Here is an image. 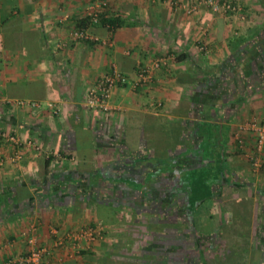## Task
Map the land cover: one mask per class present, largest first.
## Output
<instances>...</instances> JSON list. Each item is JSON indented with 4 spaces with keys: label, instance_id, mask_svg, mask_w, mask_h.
Returning <instances> with one entry per match:
<instances>
[{
    "label": "crops",
    "instance_id": "crops-1",
    "mask_svg": "<svg viewBox=\"0 0 264 264\" xmlns=\"http://www.w3.org/2000/svg\"><path fill=\"white\" fill-rule=\"evenodd\" d=\"M104 1L102 16L120 26L82 22L96 0H0V131L41 149L0 167V264L27 254L31 224L48 249L51 228L100 233L47 264H264V213L249 199L264 196V147L247 131L264 125V21L213 15L202 0H182L192 14L172 0ZM226 1L264 14V0ZM84 26L92 39L72 42ZM112 68L127 84L109 114L88 110L87 90ZM141 68L151 80L136 85ZM209 146L223 155L211 168ZM200 189L211 198L191 210ZM225 189L226 218L215 208Z\"/></svg>",
    "mask_w": 264,
    "mask_h": 264
},
{
    "label": "built area",
    "instance_id": "built-area-1",
    "mask_svg": "<svg viewBox=\"0 0 264 264\" xmlns=\"http://www.w3.org/2000/svg\"><path fill=\"white\" fill-rule=\"evenodd\" d=\"M98 6L91 7L86 14V19L90 21L91 25L98 23L99 15L103 13L106 2L104 0H96ZM172 5L182 8L186 14H192L197 5L188 6L184 4L182 0H172ZM204 7L208 8L213 15H223L224 17H231L237 15L241 11V8L230 1H217V0H203L201 3ZM205 32L204 27L201 28ZM72 42H81L91 40V35L86 30H74L69 35ZM199 50L204 52L206 48L204 45L199 46ZM166 63V59H160L154 61L152 69H156ZM149 68H141L137 71L136 85L140 83H148L151 80V71ZM128 82L127 77L118 72L115 68L109 73L99 77L93 85L87 90L85 106L88 110L99 112L102 114H109L111 111L110 99L112 93L119 86H124ZM16 106L19 108H28L32 113L47 109L51 114L57 115L58 111L52 103H46L44 106L38 101H17ZM158 106V105H157ZM256 135L257 143L256 149L260 152L264 147V125L259 126L252 123L249 128ZM0 143L8 144L11 147V153L7 156L0 154V167L5 164H17L21 161L25 148L30 147L35 153H40L41 149L37 143H31L28 141H22L16 136L9 133L0 131ZM29 148V149H30ZM53 158V161H60L62 157L54 155L52 153L46 154V159ZM37 226L31 224L25 235H28L29 250L26 255L10 260L7 264H47L46 260L50 256L52 250H56L64 247L65 245L71 246L73 249L79 251L81 245L84 247L93 243L99 236L94 228L89 226L80 227L74 233L69 235L60 236L56 228L50 229V235L53 237L51 241V249L46 247L37 246L36 238L33 233L36 231Z\"/></svg>",
    "mask_w": 264,
    "mask_h": 264
},
{
    "label": "rangeland",
    "instance_id": "rangeland-1",
    "mask_svg": "<svg viewBox=\"0 0 264 264\" xmlns=\"http://www.w3.org/2000/svg\"><path fill=\"white\" fill-rule=\"evenodd\" d=\"M217 1H219V0H217ZM224 1H226V0H224ZM192 5H194V3L188 4V6H192ZM255 8L256 9H254L250 5L249 8L247 9V11H248L247 13L246 12H243V9L241 8V11L238 12L237 15H232L231 18L230 17H228V18L225 17V18L232 19V17H237L238 18V21L247 22V19L249 17L251 18L252 16H254L255 17V20L257 22L264 21V14L257 8V6H255ZM180 9H182V8H180ZM248 129H247V131L253 132L250 129L249 130ZM256 151H257V149H256ZM261 152H263V149L260 152H258V153H261ZM218 196L220 198L219 200L222 199L219 202H222L223 205H220V203H219V205H216L215 208L219 210L221 216H224V218H226L228 216V214L230 213V207L231 206H229V204H230L229 202H230L233 194L231 192H229L227 189H225V191H223L222 194H220ZM238 198H239L238 202H241V197H237V199ZM254 198H255V201H256L255 216L259 215L258 213L263 214L264 213V196L263 195L259 196L258 193L254 196L253 195V192L251 191V194L249 196V199L250 200H253ZM250 202L252 203V201H250ZM222 206H223L224 209L222 208ZM227 206L229 207V210L227 209Z\"/></svg>",
    "mask_w": 264,
    "mask_h": 264
},
{
    "label": "trees",
    "instance_id": "trees-1",
    "mask_svg": "<svg viewBox=\"0 0 264 264\" xmlns=\"http://www.w3.org/2000/svg\"><path fill=\"white\" fill-rule=\"evenodd\" d=\"M82 22H84V23H86L87 25H91L90 24V21L88 20V19H84V21H82ZM108 24L109 26H111V27H116V26H120L121 25V23H120V21H119V19H117V18H111V19H104V17L102 16V13L99 15V20H98V23L97 24H95V25H99V24ZM86 25V26H87ZM86 26H84V28L82 29V28H78V29H80V30H84L85 28H87ZM215 147L214 146H209L208 147V149H207V153H208V155H206V157H207V159L209 158V160H210V162L208 163V168H211V165H210V163L211 162H213V161H216V158H212L213 156H216V155H219V159H222V157H223V155L220 153V152H215L214 149ZM48 160H50V158L48 159ZM218 165L219 166H221L222 164H221V162H219L218 163ZM199 191V190H198ZM200 192H202L201 191V189H200ZM211 195L210 194H208L207 193V191H204V192H202V194H200V197L198 198V199H194L191 203H190V205H191V210H193L194 209V205L196 204V203H198V202H201V201H208L211 197H210ZM98 264H118V263H116V262H114L113 260H111L109 257L108 258H104V259H101V260H99L98 261Z\"/></svg>",
    "mask_w": 264,
    "mask_h": 264
}]
</instances>
